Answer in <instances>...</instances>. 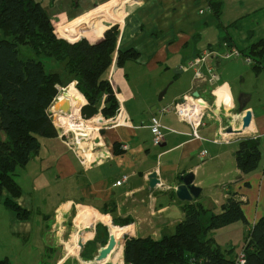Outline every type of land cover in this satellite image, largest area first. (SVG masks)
<instances>
[{
	"label": "crops",
	"instance_id": "obj_1",
	"mask_svg": "<svg viewBox=\"0 0 264 264\" xmlns=\"http://www.w3.org/2000/svg\"><path fill=\"white\" fill-rule=\"evenodd\" d=\"M212 1L104 0L79 13L82 15L91 10L93 35L97 31L108 30L110 25H118V49H134L138 53L136 60L127 61L121 67L114 64L108 74L123 102L125 121L122 117V125L100 130V138L104 142L98 146H105V151L113 153V157L91 163L94 156L86 153L90 164L84 162L73 139L67 138L56 126L58 136L39 138V153L24 167L17 168V179L14 176L22 189L16 202L28 212V217L21 219L5 206L7 192L3 193L0 201V212L8 216L15 230L14 236L21 237L25 245L44 240L50 244L49 238H52L55 247L60 246L63 232L77 212L75 221L80 220L87 231L81 236L76 234L70 241L71 247L79 245L78 252L81 243L90 241L93 226L98 220L113 228L115 231L111 234L119 241L118 228L121 226L113 225L110 218L123 225L125 234L127 228L132 227L127 237L159 240L176 232L179 223L185 219L186 205H201L204 209L220 213L222 205L234 196L242 202L247 222H236L210 231L208 237L216 239L228 258L237 259L241 249L239 252L234 243L236 240L245 242L252 227L264 216V158L261 151L258 168L250 174H243L236 163L242 138L224 133L228 125L223 117L230 114L236 105L239 108V98H246V108L253 112L254 118L245 138H258L262 150L264 106L249 105L253 97L248 94L239 97L232 78L219 73L225 60L220 56L225 51V42L246 52L252 45L264 41L263 19L258 15L264 8V0H223L219 16L211 7ZM228 8L232 9L235 17L226 21L223 18ZM207 12L210 16L205 17ZM246 18L250 19L249 25H245L249 28L247 34H241L245 26L239 21ZM235 24L240 26L239 33L233 28ZM203 52L215 55V59L209 57L200 68L189 67V63ZM216 58H220V63ZM261 61L264 66V59ZM208 67L215 69L218 81H211ZM171 69L181 73L169 75ZM198 69L203 79L196 77ZM129 71L133 72L132 79ZM164 88L167 92L159 101L158 94ZM222 89L228 94L225 100L219 98L225 97L222 92L219 97L214 94V91ZM195 92L200 93L201 99L208 95L216 97L213 107L207 103L206 122L201 128L202 140L190 136L189 125L174 115L160 116L157 112L159 108L173 105ZM78 98L76 93H68L60 100H68L69 113L79 116ZM216 108H220V114L215 112ZM97 116L84 122L80 112V124L64 128L83 134L88 138L84 141L89 142L96 137L98 124L104 123ZM153 117H158L164 125L176 131L166 130L165 142L161 146H154L152 141L149 126ZM233 117L240 121L241 127L243 115L234 114ZM116 143L123 151L119 155L114 154ZM88 145L92 147L94 142ZM125 146L127 148H123ZM202 152L205 156L201 155ZM153 172L158 173L161 181L156 188H151L149 183ZM188 173H194L195 185L202 189V193L192 202H183L178 199L176 188L181 184L180 177ZM123 176H128V180L121 186L116 185ZM70 242L66 243L69 255L74 252L67 248ZM44 247L43 252L53 255L52 260L58 259V253ZM34 251L36 249L31 247V252Z\"/></svg>",
	"mask_w": 264,
	"mask_h": 264
},
{
	"label": "trees",
	"instance_id": "obj_2",
	"mask_svg": "<svg viewBox=\"0 0 264 264\" xmlns=\"http://www.w3.org/2000/svg\"><path fill=\"white\" fill-rule=\"evenodd\" d=\"M223 5V0L211 2L216 16L222 13ZM0 32L3 34L0 37V201L7 192L5 206L19 218L26 219L28 212L16 202L22 189L14 173L39 153L40 137L58 136L49 110L62 80L59 73L48 72L42 60L21 58L19 46H30L38 57L53 62H67L68 70L76 77L73 82L89 101L82 108L87 119L98 114L101 97L102 114L106 118L114 116L119 103L108 74L114 64L121 67L127 61L136 60L138 53L134 49H118V25L97 31L92 38L84 36L94 43L59 38L52 19L37 0H0ZM242 53L253 60L256 72L264 69L261 61L264 59V41ZM90 106L92 111L87 113ZM122 152L116 143L114 154ZM261 157L258 138L241 139L236 163L243 174L254 172ZM221 209L220 213H214L201 205L188 204L184 207L185 219L179 223L176 232L159 240L127 237L132 227L127 228L126 234L123 228L125 245L121 237L119 241L116 239L117 246L113 250L116 257L111 254L103 262L112 264L110 260H113V264H123L124 259L125 264H264V216L245 238V259L240 263L235 258H228L208 233L236 222H247L242 202L232 196ZM93 238L94 233L90 240ZM107 243L104 242V247ZM0 264L12 263L6 258L0 259Z\"/></svg>",
	"mask_w": 264,
	"mask_h": 264
},
{
	"label": "rangeland",
	"instance_id": "obj_3",
	"mask_svg": "<svg viewBox=\"0 0 264 264\" xmlns=\"http://www.w3.org/2000/svg\"><path fill=\"white\" fill-rule=\"evenodd\" d=\"M37 1L43 5L49 17L52 19L53 24L56 26L57 34L59 35L57 36L59 38L67 39L72 42L74 41L79 42L82 40H86L90 43H94L89 41L87 38H84V36H87L89 38L93 37V28L89 15L91 10L83 13L82 15H80L79 13L89 9L90 7H94L98 5L100 2L104 0H37ZM258 15L262 17L263 23L261 26L264 27V8H262L258 12ZM206 16H210L208 12L206 13L205 17ZM234 17H235L234 12L232 11V9L228 8V11L224 14L223 20L225 19L226 21L227 20L229 21L232 20ZM249 20H250L249 18H246L245 20L243 19L241 22L239 21V23H242L243 26L245 25L248 26ZM114 26L115 25H110V28ZM233 28L235 32L239 33L238 32L240 29L239 24H235ZM248 28L245 26L244 31L240 33L247 34L246 30ZM2 35H3L2 32H0V37H2ZM19 50H20L21 58L23 59L37 58L39 60H42L45 63L48 72H57L60 74L62 84L57 86L59 93L55 98L59 97L60 99L64 94H68V93H78L80 95L82 94L79 88L73 84L74 83L73 81L76 80V77L68 70L67 62H53L49 58L38 57L34 53L33 49L27 45L19 46ZM169 72H170L169 75L173 76L175 74V71L173 69H171ZM128 73H130L132 79L133 72L129 71ZM219 73L220 74L222 73L224 77L232 78L234 89L236 93H238L239 97H241L243 94H248L249 96L253 97V100L249 103V105H253L255 107H257L258 105L264 106V69L257 74L254 70L253 64L250 65L246 62V56H244V54L240 57L233 58L231 60H223V65L219 70ZM153 77L154 76H152V78ZM69 85L70 87H68ZM146 86L149 88V83H147ZM202 99L206 104L210 103L211 105L210 107H213L214 104H216V97L214 95H208ZM85 102L86 105L89 104V101L86 97H85ZM103 106H104L103 98L101 97L98 105L100 110L98 112L97 118L108 120L111 117L106 118V116H104L101 112ZM51 110L52 109L50 108L49 112L52 115V120L55 126L61 132L65 131L66 135L68 136L67 138H73L74 132L76 131H72V130L68 131L65 128H60L62 124L57 117L58 114L54 116ZM91 111H92V107L90 106L87 110V113H90ZM116 112L117 110L115 111L114 116L116 115ZM234 114H239L238 105H236V107L231 111L230 114H227L223 117V121L226 125L229 126L230 124L233 123L231 117ZM81 118L83 119L84 122H88L96 119V118H92V119L85 118L82 109H81ZM232 125L234 126V128L236 127L238 128L240 127V121H237ZM106 126H107L106 124L104 125L98 124L97 135L96 137H94L93 140L91 139L89 142L81 140L79 143H76L75 141L74 144L77 151L81 155L88 153L95 157L97 155L96 152L99 143L104 142L102 138H100L101 137L100 130L102 131V129ZM66 127H69V125H66ZM76 133L78 134V136H84L83 134H80L78 132ZM91 142H94V146L92 147L88 145ZM261 145H262L261 151H263V158H264V150H263L264 142ZM87 163L90 164L89 162ZM18 172L19 169L14 175L16 179L18 176ZM77 213L73 214L72 222L67 226L68 227L67 230L63 232L64 236H63L62 244L60 246L55 247V241H53L52 238H49L50 244H48L49 243L48 240H44L41 241V243H37L36 241V244L30 242L25 245V242L22 240L21 237L19 238L14 236L13 233L15 230L8 216L0 212V259L8 258L12 264H85L84 262H86V264H91V262L93 263L95 258L99 255L100 250L104 247V242L109 241L110 234L115 230L113 228H109L107 225L103 224L100 220H98L93 226L94 238L90 241H86L84 243V247L83 248L81 247L77 254L75 253L76 255H74V253L69 255L66 250V243L72 241L73 238L76 237L75 236L76 234H79L81 236L84 234V231H86L85 226L82 224V222L81 224L84 230H81L79 227L76 226L75 217L77 216ZM91 219H92V215H91ZM110 220L113 225H117V223L112 218H110ZM117 226H121V225L118 224ZM88 227L89 226H87V228ZM122 227L123 226L118 228L119 229L118 232L120 233L121 238L123 240L122 230L124 229ZM74 242L75 240L73 241V243ZM234 244H235L234 246L236 247L237 250H239V252L240 249L241 250L243 249L244 242L240 240L239 241L236 240ZM44 246H48L51 251H55L56 253H58L57 254L58 259L52 260L51 257H53V255L43 252L45 248ZM74 246L77 247V245L74 244L72 249H74ZM31 247L34 250L36 249V251L31 252ZM70 247H68L67 244L68 250H70ZM113 256L115 255L113 254ZM231 256L234 257V255ZM117 261H118V257H117ZM99 264H105V263L102 261ZM190 264H193V262H191Z\"/></svg>",
	"mask_w": 264,
	"mask_h": 264
},
{
	"label": "built area",
	"instance_id": "obj_4",
	"mask_svg": "<svg viewBox=\"0 0 264 264\" xmlns=\"http://www.w3.org/2000/svg\"><path fill=\"white\" fill-rule=\"evenodd\" d=\"M223 47L225 49L224 53L220 56L221 58L225 60H231L233 58H237L243 55L242 51H240L238 48L231 46L229 43L225 42L223 44ZM212 55L211 53H201L198 57H196L192 62L189 63V67L191 68H200L201 65H205L208 58ZM215 56V55H213ZM246 62L250 65H252L254 62L250 57H246ZM208 74L210 75V79L212 82L218 81V75L215 72V69L212 67H208ZM196 77L203 79L204 76L200 72V70H197ZM73 84L76 85V82ZM110 84L112 86L114 95L119 103V107L117 109L116 115L108 120H104V124L111 127H117L119 125H122L120 123V119L123 117V121H125L124 110H123V102L121 99L117 96V90L116 87L112 84V81H110ZM59 97L55 98L52 106L50 107L52 110L51 112L54 113V105L59 102ZM203 99L196 98L194 95H189L185 97L183 100L177 101L173 105L170 106H164L157 110L158 114L160 116H167V115H174L178 120L181 122H184L189 125L191 132L189 133L190 136H192L195 139L202 140L201 136V128L205 125L206 122V116H207V109L208 105L203 106L202 104ZM52 117V115H51ZM106 126V127H107ZM152 134V141L154 146H161L165 142V131H171L176 132L174 129H171L170 127L164 125L161 120L158 117H153L151 120V125L149 126ZM63 134H66L65 131H63ZM73 142L76 141V143H79L81 140H78V134L74 132L73 136ZM105 146H98L97 149V155L93 159V163L102 161L106 158L113 157V153L105 151ZM123 148H127L126 146ZM202 156H205V152H202ZM84 157V162H87L86 154L82 155ZM128 180V176H123L120 181L116 183V185L121 186L123 183H125ZM245 259V253L242 249L239 256L237 257V261L240 263H244Z\"/></svg>",
	"mask_w": 264,
	"mask_h": 264
},
{
	"label": "water",
	"instance_id": "obj_5",
	"mask_svg": "<svg viewBox=\"0 0 264 264\" xmlns=\"http://www.w3.org/2000/svg\"><path fill=\"white\" fill-rule=\"evenodd\" d=\"M113 25H116V24H113ZM210 59H212V60L215 59V56H213V55L210 56ZM216 61L218 63H220V58H216ZM175 73L180 74L181 72L175 71ZM166 92H167V89H165V90H163V92H161V94L159 96V101H161L163 99ZM194 96L196 98H200V93L195 92ZM238 102L240 104V106L238 108L239 114L243 115V118L241 120V122H242L241 127L240 128H234V126L232 124H230L229 126L224 128V133L234 135L238 138H244V137L248 136V134H245V132L251 127L254 116H253V112L250 109L246 108L247 103L241 104L240 98L238 99ZM54 109L56 112H59L61 114H68L70 112V102L68 100L59 101L54 105ZM220 111H221L220 108L215 109V112L217 114H220ZM56 112L53 113L54 116L56 115ZM101 122L103 123L104 119ZM84 139H88V138L84 137V136H78V140H84ZM195 179H196V177H195L194 173H188V174L180 177L181 184L176 188V195H177L178 199H180L183 202H192L195 199L200 197V195L202 193V189L195 185ZM149 183H150L151 188H156L157 185H159L161 183L157 172H153L149 176ZM124 245H125V239H123V246ZM81 246L83 248L84 244L81 243ZM116 246H117L116 239L112 234H110L109 241H108L107 245L100 250L99 255L95 258V260L97 262L95 264H99L100 262L107 259L108 256L112 253V251L115 249Z\"/></svg>",
	"mask_w": 264,
	"mask_h": 264
},
{
	"label": "bare ground",
	"instance_id": "obj_6",
	"mask_svg": "<svg viewBox=\"0 0 264 264\" xmlns=\"http://www.w3.org/2000/svg\"><path fill=\"white\" fill-rule=\"evenodd\" d=\"M110 29V28H109ZM74 86V85H73ZM69 87H70V85H69ZM220 92H222V95H225V97H219L220 96ZM77 95H78V99H77V108H78V110H79V116H80V112H81V109H82V107H83V105H84V97H83V95L81 94H78V93H76ZM214 94L217 96V97H219V98H222L223 100L224 99H227L228 97H226L228 94H226V92H225V90L224 89H222V90H219V91H214ZM61 99V98H60ZM61 101V100H60ZM64 101V100H63ZM202 104H203V106H206L203 102H202ZM54 113L56 112L55 110L53 111ZM56 114H58V119H59V121L61 122V127L60 128H64V127H66V125H69V126H78L80 123H78V122H80L79 120H80V117L78 118L76 115H74V114H70V113H68V114H61V113H59V112H56ZM60 116V117H59ZM58 121V122H59ZM238 121V119L236 118V117H233V119H232V124H234L235 122H237ZM73 124V125H72ZM75 224H76V226L77 227H79L81 230H84L83 228H82V224H81V221L80 220H76L75 221ZM87 232V231H86ZM74 239V238H73ZM71 242L68 244V247H70L71 246ZM77 247H79V245H77ZM76 247V248H77ZM73 247H70V249L72 250V251H74L75 253L76 252H78L77 251V249L76 248H74V249H72ZM73 252V253H74ZM113 252V251H112ZM74 253V254H75ZM112 254V253H111ZM110 254V255H111ZM109 255V256H110ZM108 256V257H109ZM111 261V263L113 264V260H110ZM95 263H97L96 262V260H94V262L92 263L91 262V264H95ZM123 263H124V259H123Z\"/></svg>",
	"mask_w": 264,
	"mask_h": 264
},
{
	"label": "flooded vegetation",
	"instance_id": "obj_7",
	"mask_svg": "<svg viewBox=\"0 0 264 264\" xmlns=\"http://www.w3.org/2000/svg\"><path fill=\"white\" fill-rule=\"evenodd\" d=\"M246 100H247L246 98L240 99V103H242V104L246 103Z\"/></svg>",
	"mask_w": 264,
	"mask_h": 264
}]
</instances>
